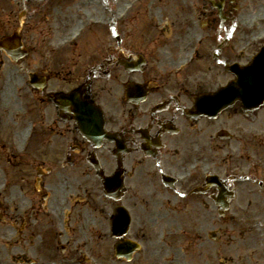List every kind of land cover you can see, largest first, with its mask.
<instances>
[{
	"label": "flooded vegetation",
	"instance_id": "flooded-vegetation-1",
	"mask_svg": "<svg viewBox=\"0 0 264 264\" xmlns=\"http://www.w3.org/2000/svg\"><path fill=\"white\" fill-rule=\"evenodd\" d=\"M199 3L197 19L176 30L168 7L149 3L118 27L119 41L103 28L84 59L56 47L76 21L62 27L60 8H32L19 24L29 54L1 62L0 166L21 174L27 234H97L108 248L132 239L141 248L130 264H222L225 239L238 246L232 264H264V234H213L222 222L264 221V106L204 111L238 54L222 44V29L236 28L231 3L223 28L214 11L206 26ZM190 50L194 64L177 70ZM77 89L103 111L102 125L79 126L63 98Z\"/></svg>",
	"mask_w": 264,
	"mask_h": 264
},
{
	"label": "rangeland",
	"instance_id": "rangeland-1",
	"mask_svg": "<svg viewBox=\"0 0 264 264\" xmlns=\"http://www.w3.org/2000/svg\"><path fill=\"white\" fill-rule=\"evenodd\" d=\"M118 1H119V4H116V7L119 5L118 6V8H119V7L123 6L128 0H118ZM71 2L73 3L74 0H71ZM179 2H182V0H179ZM241 2H242V11L239 14V20L242 23V28L245 30L244 31L245 33H244L242 39L246 40V38H247L246 30L254 29V28H250L248 26L250 24H254L255 21L256 22L264 21V0H241ZM5 5H6V2H3L1 7L5 6ZM80 5H81L80 3L76 4V6H80ZM183 6H185V5L183 4ZM186 6L188 7V6H190V4L186 5ZM87 15H90V14H87ZM168 15L171 16L170 12H168ZM6 19H7V16H6L5 12L3 11V9L0 8V36L3 35L4 33H7L9 30H11V28H8V25H6L7 24ZM243 24H245L247 29H245L243 27ZM262 26H264V22H263ZM14 27L15 26H13L12 28H14ZM18 29H19V31H21L20 28H18ZM262 29L263 28L260 27L257 30V32L251 33L252 36L254 38L259 36L261 34ZM73 30H75V27L70 29L68 32L70 33ZM68 32H65L62 35V38L65 37L68 34ZM239 37H240V34H239ZM87 41H88V39L86 40V42ZM93 43H94L93 41L89 40L85 44L84 48L82 49V51H84L83 52L84 54L86 53V55H87L89 53V51L92 49ZM2 55H5V52L0 50V59L3 58ZM2 176H3V174L0 172V184L2 182ZM17 205L21 206V203L17 201ZM4 213H5L4 209L3 210L0 209V235H9L8 237L11 240L9 241V239L8 240L6 239L7 240L6 243H5V240L2 243H0V248H1L2 252L5 255H8V260L6 261V260L0 259V264H23V246H22V243L24 242L23 234H13V235L10 234V232H12L11 224H13L14 229L19 224L21 227V222H20L21 217L18 219L19 222H16L14 220H9V218H7L5 216H2ZM9 214H12L14 217L17 216V212L15 210H13L12 208L9 211ZM14 224H16V226H14ZM221 229L223 232L226 231L228 229V225L225 223H222ZM255 230H256V232H254V234H263L264 233L263 226H261L260 228H256ZM208 247L209 246L207 244L206 245V252L209 253V251L207 250ZM95 252L99 256L100 261L109 259L110 249L108 247H103L101 250H99L97 248V249H95ZM30 254H31V252H30ZM0 257H1V255H0ZM176 263H177V260H176Z\"/></svg>",
	"mask_w": 264,
	"mask_h": 264
},
{
	"label": "bare ground",
	"instance_id": "bare-ground-1",
	"mask_svg": "<svg viewBox=\"0 0 264 264\" xmlns=\"http://www.w3.org/2000/svg\"><path fill=\"white\" fill-rule=\"evenodd\" d=\"M5 239L6 238L3 235H0V243H2ZM0 255H1V257H0L1 260H6V261L8 260V255H5L2 252L1 248H0Z\"/></svg>",
	"mask_w": 264,
	"mask_h": 264
}]
</instances>
